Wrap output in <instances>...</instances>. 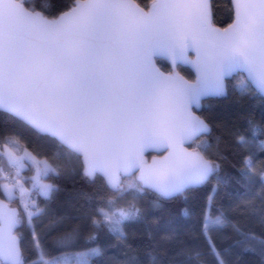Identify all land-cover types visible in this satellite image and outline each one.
<instances>
[{
  "label": "snow or ice",
  "instance_id": "1",
  "mask_svg": "<svg viewBox=\"0 0 264 264\" xmlns=\"http://www.w3.org/2000/svg\"><path fill=\"white\" fill-rule=\"evenodd\" d=\"M26 4L0 0V110L56 140L77 159L85 176L102 178L111 195L81 194L91 205L87 217L93 229H106L123 241L124 225L142 214L138 197L152 191L159 198H172L204 184L219 169L205 155L209 145L191 147L210 131L193 111L202 99L226 95L228 79L239 99L264 97V0H232L234 19L223 29L211 21L209 0H152L147 10L134 0H73L53 18ZM163 60L172 71L158 67ZM182 65L191 66L195 80L175 70ZM247 123L251 139L237 131L235 142L242 150L256 143L264 151V140L257 141L264 128L252 120ZM0 141V157L15 170V175L3 176L0 168V177L8 180L0 188L9 201L0 200V264H91L100 254L97 247L69 258L50 255L42 243L64 219L38 203L39 197L49 200L57 190L45 182L59 175L57 167L26 147L17 154L8 147L19 145L13 135L0 133ZM149 151L163 155L149 162ZM28 166L34 174L22 177ZM239 171L264 191V168L257 169L250 155ZM17 192L19 206L14 208L10 202ZM211 201L209 197L193 229L202 244L183 248L167 260L154 245L145 252L146 261L125 252L116 264H206V256L214 264H231L237 252L264 258V236L233 222L227 210L213 215ZM250 214L264 227V212ZM46 216L48 223L43 224ZM25 223L34 242L31 261L16 233ZM226 229L231 230V243L219 248L215 236ZM173 238L172 233L161 237ZM71 239L66 234L64 246ZM89 239H96L95 231Z\"/></svg>",
  "mask_w": 264,
  "mask_h": 264
},
{
  "label": "trees",
  "instance_id": "2",
  "mask_svg": "<svg viewBox=\"0 0 264 264\" xmlns=\"http://www.w3.org/2000/svg\"><path fill=\"white\" fill-rule=\"evenodd\" d=\"M140 6L147 8L152 0H135ZM73 0H27L26 6L35 7L46 16L53 18L66 11ZM213 23L225 27L233 20V10L230 0H211ZM160 68L170 71V65L160 61ZM179 72L188 79H193V73L186 67H178ZM233 81H227V93L220 98H209L202 104L199 114L210 125L211 131L195 143L209 145L205 155L219 165L217 172L207 182L199 187L189 188L184 193L172 198H159L149 191L136 200L141 208L140 218L124 225L126 239L121 241L108 233L106 229H93L87 217L91 205L81 194L111 195L100 177L90 181L83 174V168L74 156H69L65 149L58 146L56 140L47 135L38 134L26 124L0 110V133H8L18 138L19 145L9 144L8 147L22 154L26 147L28 151L40 159H48L57 167L59 175L49 176L46 181L56 186L49 200L39 197L41 207H47L50 214L64 217L62 225L44 236L42 243L48 253L53 256H68L86 248L97 247L100 254L92 257L91 264H116L124 260L125 252L138 254L141 261H146L145 252L154 245L158 252L167 258L174 257L183 248H191L194 244H202L196 240L194 228L198 227L202 210L212 197L216 210H227L233 222H239L245 228L254 231L258 236H264V227L256 222V217L250 213L253 210L264 212V191L259 183L249 184L241 174L240 168L245 156H251L257 169L264 168V151H260L254 143L242 150L235 142V133L243 132L251 139V133L246 131L248 120H252L264 128V97L257 94L254 97L239 99L232 90ZM264 140V134L258 135L257 141ZM193 147V145H192ZM0 151H4V143L0 141ZM0 165L7 166L6 157H0ZM33 170L28 166L22 171L24 177H29ZM2 180L0 179V185ZM0 198L7 200L0 188ZM131 199V197H126ZM8 201V200H7ZM9 202V201H8ZM19 206V198L10 202ZM239 207H236V206ZM247 205V206H246ZM43 224L48 223V217H43ZM43 225H41L42 227ZM39 230V229H38ZM95 231L96 239L90 240ZM16 233L21 237V247L25 256L31 261L33 256V238L27 223L19 226ZM72 234L71 242L64 246L62 238ZM172 233L171 241L162 240L165 234ZM231 230L215 236L219 248L227 247L231 240ZM239 257V258H237ZM179 259H182L180 257ZM206 264H214L211 257H203ZM195 264V261L191 262ZM231 264H264V258L259 253H239L231 257Z\"/></svg>",
  "mask_w": 264,
  "mask_h": 264
},
{
  "label": "water",
  "instance_id": "3",
  "mask_svg": "<svg viewBox=\"0 0 264 264\" xmlns=\"http://www.w3.org/2000/svg\"><path fill=\"white\" fill-rule=\"evenodd\" d=\"M134 2L136 3V4H138L135 0H134ZM230 2H231V7H232V10H233V6H232V0H230ZM209 4H210V12H211V21H212V23H213V15H212V6H211V0H209ZM139 5V4H138ZM151 5V3L148 5V7ZM140 6V5H139ZM27 7V6H26ZM141 8H143V9H145V10H147L148 9V7L147 8H144V7H142V6H140ZM50 18V17H49ZM233 19H234V10H233ZM233 21V20H232ZM232 23V22H231ZM230 23V24H231ZM213 25L215 26V27H218V28H221V29H223V28H226L227 26H225V27H220V26H218V25H216V24H214L213 23ZM191 58H195V53L193 52L192 54H191ZM166 61V60H165ZM169 65H170V67H171V70L170 71H172L173 69H172V66H171V64H170V62H168V61H166ZM158 67H160L159 65H158ZM182 67H186V68H188L189 70H191V72L193 73V79H189V80H195V71L191 68V66L190 65H182ZM162 70V69H161ZM176 71H178L179 72V70H178V68H176L175 69ZM162 71H164V70H162ZM170 71H168V72H170ZM164 72H166L167 73V71H164ZM180 73V72H179ZM181 74V73H180ZM182 75V74H181ZM182 76H184V75H182ZM185 77V76H184ZM186 78V77H185ZM186 79H188V78H186ZM228 80H230V79H228ZM227 80V81H228ZM227 81H226V83H227ZM224 96V95H223ZM220 97H222V96H208V97H205V98H203L202 99V101H201V106L199 107V108H194L193 109V111L195 112V114L196 115H198V116H200L202 119H204L200 114H199V112H200V110H201V107H202V104H203V102L205 101V100H207V99H209V98H220ZM1 111H3V110H1ZM4 112V111H3ZM209 125V124H208ZM30 127V126H29ZM209 128H210V131H211V127H210V125H209ZM34 130V129H33ZM210 131L208 132V133H206V134H203V135H201V136H199V138L198 139H200L202 136H205V135H208L209 133H210ZM42 135V134H41ZM197 139V140H198ZM157 154H159V155H163V153L162 152H157V151H149V152H147L146 154H145V156H146V159L149 161V162H151V159H152V157L154 156V155H157ZM214 175V174H213ZM86 178L88 179V180H90V181H92L93 179H91V178H89V177H87L86 176ZM203 185V184H202ZM201 186V185H200ZM197 187H199V186H197ZM188 190V189H187ZM178 195H180V194H178ZM178 195H176V196H178ZM176 196H174V197H176ZM0 200H4L5 201V203H9L7 200H5V199H2V198H0ZM11 207H14V208H16L17 206H12V205H10Z\"/></svg>",
  "mask_w": 264,
  "mask_h": 264
},
{
  "label": "built area",
  "instance_id": "4",
  "mask_svg": "<svg viewBox=\"0 0 264 264\" xmlns=\"http://www.w3.org/2000/svg\"><path fill=\"white\" fill-rule=\"evenodd\" d=\"M0 168H3V176H13V175H15V170L14 169H11L9 167L4 168L2 165H0ZM0 179L2 181H7L8 182V180L3 179L2 177H0Z\"/></svg>",
  "mask_w": 264,
  "mask_h": 264
},
{
  "label": "rangeland",
  "instance_id": "5",
  "mask_svg": "<svg viewBox=\"0 0 264 264\" xmlns=\"http://www.w3.org/2000/svg\"><path fill=\"white\" fill-rule=\"evenodd\" d=\"M192 145H193V148H194V147H196L197 143H193ZM192 145H191V147H192ZM3 167L6 168V167H8V165L7 166H3ZM33 174H34V171L32 172V174L29 177H31ZM21 176L24 177L22 175V172H21ZM45 182H47V181L45 180ZM4 183H8V182L7 181H2L1 185H3ZM47 183H49V182H47ZM25 187H30V181L28 183H25ZM17 197H19V193L18 192H17Z\"/></svg>",
  "mask_w": 264,
  "mask_h": 264
}]
</instances>
